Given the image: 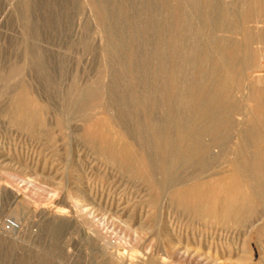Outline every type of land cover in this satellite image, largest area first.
<instances>
[{
    "label": "rangeland",
    "instance_id": "rangeland-1",
    "mask_svg": "<svg viewBox=\"0 0 264 264\" xmlns=\"http://www.w3.org/2000/svg\"><path fill=\"white\" fill-rule=\"evenodd\" d=\"M206 4L207 0H0V264H146L152 257L161 258L164 251L169 257L165 264H190L170 258V239L178 242V248L187 245L190 252L194 248L191 264L198 262L199 255L202 264H264L263 221L252 227L251 219L240 229V223L213 215L205 218L197 210L196 198L202 193L230 190L236 178L233 158L241 141L239 127L230 132L223 157L214 149L211 166L180 168L177 188L168 184L164 173L168 166L154 173L145 138L136 132V120L145 112L140 104L148 96L153 100L146 112H154L159 126H164L162 112L154 106L161 86L152 72L158 68L152 55L156 43L167 41L163 27L180 16L188 29L185 43L193 46L195 35L205 33L200 31L197 9ZM256 21L248 26L264 34V18ZM138 22L144 24L143 33L137 31ZM113 30L124 46L118 52L113 49ZM262 36V42L258 39L252 46L263 48L264 73ZM198 61L194 73L185 72L190 78L201 80L211 63L220 67L218 81L236 88L218 60L204 54ZM14 67L18 71L12 74ZM89 94L95 99L87 102ZM200 94L183 100L176 92L174 110L187 107L188 113L195 112ZM234 94L243 113L254 112V102L247 103L236 90ZM25 97L30 101V117L21 127L11 115ZM172 135L176 137L175 131ZM206 135L202 137L209 140ZM181 146L187 153V143ZM253 149L259 147H252L249 156ZM176 189H184L193 198L191 203L174 197ZM76 204L87 207L91 226ZM254 205L257 215L264 213L260 204ZM9 221L15 229L8 228ZM136 231L141 240H135Z\"/></svg>",
    "mask_w": 264,
    "mask_h": 264
},
{
    "label": "bare ground",
    "instance_id": "bare-ground-1",
    "mask_svg": "<svg viewBox=\"0 0 264 264\" xmlns=\"http://www.w3.org/2000/svg\"><path fill=\"white\" fill-rule=\"evenodd\" d=\"M190 1H192V0H190ZM195 1L196 0H193V2H195ZM189 9H191V8H189ZM191 17H190V20L192 21ZM197 17H198V21H199L200 31L201 32L204 31L205 33H204V35L201 34L202 36L195 35L194 43H193V46H191V47L187 46L185 43L188 29L185 26L186 23H184V20H182L180 16L176 19H173L172 21H169V23L163 27V31L166 33L165 36L167 38V41L166 40H158L156 43L157 47L153 51L152 55L157 59L158 68L156 69V71H152V72H153V75H154L156 82L158 83V87L161 86L160 87L161 93H160V95L158 94L159 97H156L154 99V106H156V109H158L159 112H162L161 118L163 116L164 126L163 127L159 126V124L157 123V122H159V120L158 121L156 120L154 112H146L148 105L150 104V102L153 99L150 98L149 96L148 97L144 96L145 98H143V101L140 105L145 112H144V115L142 112V115H143L142 118L140 117V119L137 118V120H136V123H137L136 132L138 130V132L141 134V136L143 138H145V146L147 148L146 151H148L150 154L149 157H150V161H151L154 173L163 169V167L165 165L168 166V168L164 172L166 175V179L168 181V184L177 188L180 185L179 182H181L179 180V177H178V170L180 168H183V169L192 168L195 165H199L203 168L204 166H206L209 163L210 160L213 159V161H214L216 159V158L214 159V152H215L214 149L215 148L219 149V151H218L219 155L224 154L226 151V146H227L226 140L230 136V134L232 133L231 131L238 126L239 127L238 131L240 130V137H241L238 139H241V141H240V144L238 146V150H236L235 157L233 158V173L237 179L233 178V180L234 179L235 180L231 184L230 190H228V191H226L227 189L226 190H224V189L220 190L219 189L217 191L210 192V194H203L202 193V195L198 196V198H196V203L198 205L197 210H198V213L204 215L205 218H207V216L213 215V217H215L217 220H220V221H228L230 223H233L234 225L236 223H240V229H242L241 223L250 222L252 219V227H256L257 222H261V221L264 222V213L261 212L260 214L258 213V215H257L256 214L257 208L254 205V203L257 202L264 209V158H262V157H261L262 159L259 158V156L264 157V149H260V144L264 142V73L262 72V69H261L262 63H263V61H262V59H263L262 58L263 57V48H259V47L254 48L252 46V44L256 40L258 41V39H259V41H261L260 37L262 36L263 33H260V31L255 30V28L248 26V24L253 23V22H257L256 20L258 18H264V0H224V2H221L219 0H207V4L204 6V8H202V9L198 8L197 9ZM108 18H109V20L111 19L110 17H108ZM117 20H118V18H117ZM181 20H182V22H180ZM138 24H139V22H138ZM117 25H118V21H117ZM143 25L139 24V26L137 28L138 29L137 31H140L139 33L142 32L141 26H143ZM115 27H117V26H115ZM151 27H153V26H149V28H147V29H150ZM109 28H111V27H109ZM147 29H146V31H147ZM151 29L153 30V28H151ZM113 32H114V30H113ZM113 32H112V34H113ZM219 32H223L226 35L229 34V36H219L218 35ZM137 33L138 32H136V34ZM145 34H147V33H145ZM236 35H243L244 37L242 40H238L235 38ZM113 36L116 38V44L113 46V49H114V51L118 52L124 46H123L121 39L117 37V31L114 32ZM110 37H112V36H110ZM133 37H134V35H133ZM143 37H145V36H143ZM109 52H111V50ZM204 54H206L210 60H211V58H215L216 60H218V62L221 65L223 72L224 71L227 72L229 79L232 80V82L236 88H234L231 85V83L228 81H227L228 83L227 82L226 83L219 82L216 74L218 73L220 67L218 69L216 67H212L211 63L208 64L210 70L207 71L206 73H203L202 79L199 81H196V79L193 77L190 78L189 74L185 73V72H187V70L190 71L191 69L193 70L192 72L194 73V69L198 68V66H199V64H198L199 57L204 55ZM112 55H114V54H112ZM129 55H132V54L130 53ZM125 61H127V59ZM197 64H198V66H197ZM124 66L125 65L123 64V67ZM134 67L136 68L135 64H134ZM212 69H214V70H212ZM17 71H18V68L14 67L12 69L11 73L15 74V73H17ZM140 72H143V71H140ZM150 73H151V71H150ZM125 74L126 73H124V75ZM136 77L134 75V77L132 79L135 81ZM138 82H140V81H138ZM137 84H139V83H137ZM116 86H118V85H116ZM235 90L242 94L241 98L243 100L247 101V103L248 102H254L255 103L254 107H253L254 108L253 111L255 113L254 112H252L253 114L252 113H243V110L238 105V99L236 98V96L234 94ZM176 92L182 94L183 100L191 97L193 94L195 95V94L201 93L200 96H198L199 102L195 107V112L188 113L187 109H186L187 107L177 108V106H176V108L178 110H174L175 93ZM94 99H95V96L92 94H89V96L87 97L86 100H87V102H90L91 100H94ZM140 101H141V99H140ZM93 103H96V102H93ZM185 104H184V106H185ZM186 105H188V104H186ZM127 108H129V107H127ZM188 108H190V107H188ZM148 110H149V107H148ZM155 111H157V110H155ZM122 112H123V110H122ZM120 113H118V114L120 115ZM237 115H244L243 116L244 119L241 121H238L236 119ZM11 116H13L15 123H17L19 126H21V127L25 126L27 119L30 117V101L27 97H25L21 100L18 109L15 112H13ZM122 116H120V117H122ZM125 116H124V118H125ZM120 117H118V118L120 119ZM245 119H247L246 122H248V123L243 125L244 123H246V122H244ZM35 121H36V119H35ZM28 123H29V121H28ZM39 123H40V121H39ZM127 123H124V125L126 126ZM134 124H135V122H134ZM196 126L201 128V130L198 132L193 131V128H195ZM130 129H131V127H130ZM132 130H131V132L135 131V130H133V131ZM173 131H175V134H176L175 138H173V135H172ZM201 132L203 134H207L206 136H210L211 138L209 140H205L204 137H202L203 134ZM134 134H135V132H134ZM131 135H133V134H131ZM146 135H148V136H146ZM134 136H136V134ZM137 140H136V142H137ZM184 142H186L188 145V152L187 153H185L182 150L181 144L182 143L184 144ZM136 144H138V143H136ZM252 147H256V148L259 147V149H257L256 151L253 149L255 151V153L253 155L249 156L248 154H249V151ZM93 149H94V147H93ZM229 149H231V148H229ZM253 150H251V151H253ZM251 153H253V152H251ZM219 155H217V156H219ZM232 156H233V154H232ZM222 157H223V155H222ZM224 159H225V157H224ZM229 159L230 158H228V160ZM210 162H212V161H210ZM208 165H210V163ZM220 173H222V172H220ZM157 174H161V173H157ZM187 175H189V174H187ZM12 176L15 177V175H13V174H12ZM179 176H180V178L183 177V176L181 177L180 174H179ZM155 177H156V175H155ZM158 177H159V175H158ZM201 177H202V175H201ZM19 178H20V176H19ZM162 181H163V179H162ZM162 181L157 182V184L161 185ZM30 182L31 181H29V184H30ZM14 191H16V190H14ZM14 194H15V192H14ZM173 195H174V197H177L178 199H182V198L187 199L186 200V201H188V202H186L187 204L191 203V200H193V198L191 196H189L184 189H176V191L174 192ZM190 197H191V200H190ZM75 203H77V202H75ZM169 205H170V203H169ZM76 208L79 211V213H81L82 216L86 218V223L89 226H91L92 222L88 219V214L90 212H88V210L85 209L87 207L83 208V206L76 204ZM179 209L177 211H179ZM189 215L191 217L190 213H189ZM256 215H257V218L255 220H253V218ZM200 218H201V216H200ZM190 220L188 219V221H190ZM167 221H169V220H167ZM201 221H203V220H201ZM204 221H206V220H204ZM207 223H208V220H207ZM219 223L217 225H219ZM87 224H85V225H87ZM200 227H201V225H200ZM143 229H145V228H143ZM161 229L163 230V228H161ZM116 231L118 232V230H116ZM117 232H116V234H117ZM168 232L169 231H167V233ZM232 232H234V231H232ZM244 232H245V230H244ZM205 233H206V231H205ZM212 233H213V231H212ZM207 234H208V232H207ZM244 234L242 232V235H244ZM134 235H135L136 241L142 239V236H140L142 234H139L137 231L134 232ZM167 235H165V236H167ZM171 235H172V233H171ZM171 235H169V236H171ZM196 235H197V233H196ZM242 235H240V236H242ZM126 236H128V235L126 234ZM158 238H160V237H158ZM117 239H120V238L117 237ZM229 240H230V238H229ZM98 241H100V240H98ZM106 241H108V240H106ZM190 241H191V239H190ZM203 241H204V239H203ZM168 242H169L168 243L169 249L171 251L170 258L174 259L176 262H189L190 264L192 263V259L194 257L192 252H195L194 248H193L194 251L192 250V252H190L189 251L190 248L188 249L187 245H185L187 247L184 246L182 248H178V246H177L178 242L176 243L175 240L170 239V240H168ZM244 242L246 243L245 239H244ZM214 243H215V241H214ZM100 244H103V243L100 242ZM186 244H187V242H186ZM191 244H192V242H191ZM227 244H230V243H227ZM259 244H261V243H259ZM107 245H109V244H107ZM107 245H106V247H107ZM206 246L207 245H205L204 247H206ZM245 247H246V245H245ZM262 247H264V246H262ZM155 248H158V247L155 246ZM196 248H198V247L196 246ZM229 248H230V246H229ZM242 248H244V247H242ZM163 249H160V250L162 251ZM206 249L207 248H205V250ZM144 250H143V252H145ZM218 250H219V248H218ZM156 251H157V249H156ZM147 252H148V250H147ZM164 252L161 255L162 256L161 258L152 257L150 260L148 259L149 261L146 264H165L166 262H168L167 260H169L168 259L169 257L167 255L165 256ZM160 253H158V254H160ZM131 256H133V255H131ZM138 256H139V254H138ZM149 257L150 256L148 255V258ZM198 257H196V260L198 261V262H196V264H202V263H199V261L201 262V258L200 257L198 258ZM206 259H208V257ZM202 260H203V258H202ZM171 264H173V263L171 262Z\"/></svg>",
    "mask_w": 264,
    "mask_h": 264
},
{
    "label": "built area",
    "instance_id": "built-area-1",
    "mask_svg": "<svg viewBox=\"0 0 264 264\" xmlns=\"http://www.w3.org/2000/svg\"><path fill=\"white\" fill-rule=\"evenodd\" d=\"M15 227H16V224L14 222H12V221L8 222V228L9 229H15Z\"/></svg>",
    "mask_w": 264,
    "mask_h": 264
}]
</instances>
